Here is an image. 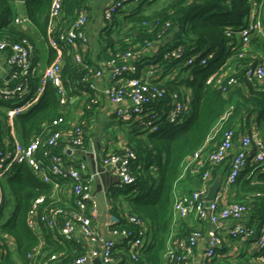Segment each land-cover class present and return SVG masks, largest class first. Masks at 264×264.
Returning a JSON list of instances; mask_svg holds the SVG:
<instances>
[{
	"label": "trees",
	"instance_id": "1",
	"mask_svg": "<svg viewBox=\"0 0 264 264\" xmlns=\"http://www.w3.org/2000/svg\"><path fill=\"white\" fill-rule=\"evenodd\" d=\"M15 1L0 0V37L11 41L28 39L35 46L37 57L38 47L31 31L13 22L12 17L17 14ZM20 1L24 4L25 13L31 22L30 28L38 32L48 45L49 60L52 62L57 56V51L50 46L48 34L53 0ZM94 2L95 0H63V20L70 24L83 10L90 17ZM249 9L248 0H145L130 10H120L111 22H107L97 41L98 45H103L100 47L99 62L93 56L90 42L82 51L83 63L75 62L71 55L65 56L63 80L67 88H74L75 91L87 89L91 94H94L89 87L91 80H84L85 77L91 78L96 69L102 68L110 59L120 61L121 56L118 54L122 55L130 50L136 53L134 61L140 70L147 65L164 66L161 84L166 88L165 96L158 105H145L142 112L146 114L152 109L158 110L163 115L162 125L158 131L149 132L147 127L150 118L144 116L131 125L126 145L114 151L121 156L134 154V157L129 156L127 159L135 180L130 184L111 186L108 194L111 202L109 212L120 219L118 223L110 226L111 230L122 232L126 229L133 234L137 233L138 226L127 221L124 216L126 210L143 218L149 228L147 245L136 259L129 256L127 239L120 237L114 248L115 264H166L164 254L172 229L175 188L182 180L186 192L197 190L202 186L206 171L211 172L214 180L217 175L224 176L230 163V157L220 165L204 161L199 171H189L180 179L182 165L187 158L200 149L204 152L212 151L230 129H235L237 134L242 129L257 130L260 137L264 138V87L248 82L245 77L244 67L252 61L251 57L237 56L235 51L228 50L227 44L231 40L226 34L227 26L238 28L244 25ZM167 23H170L169 27H166ZM148 43L157 47L156 53L151 56L147 52ZM179 45L184 46L185 57H165L168 50ZM251 45L264 53V36L253 38ZM214 50L218 51L216 59L208 65H186V59L192 54L203 52V55H207ZM67 52L65 47L64 54ZM229 57L232 59L230 63L227 61ZM173 72L174 77L171 78L169 75ZM137 75H140V71ZM232 78L235 82L231 84ZM36 84L37 80H34L32 86ZM174 94L178 99H186L191 106L189 117L178 125H171L166 120L169 109L173 107ZM84 98L81 97L80 100ZM90 100L88 98L83 106L84 116L90 115L97 104L90 103ZM86 103H90L89 107ZM68 114L65 106L61 105L56 88L48 84L45 93L33 108L15 118L14 126L21 127L20 139L28 143L37 134L45 135L49 130L57 129L52 122L61 115L66 117L62 128L67 130ZM7 119V114L0 108V134L5 135L7 140H12ZM81 121L86 130L85 122ZM216 129V135L208 141ZM65 145L66 142L62 141L55 151L67 159V154L63 152ZM62 183L70 187L72 181L65 180ZM2 186L5 193L2 207H14L0 225V248L8 246L7 239H12L14 243V251L3 256L5 264H39L38 261L45 260L48 264H72L88 252L84 243L76 239L77 236L64 240L56 230L44 226L45 242L41 244L38 234L28 225L29 211L38 196L46 197V206L64 207L67 210L73 207L74 199L70 206L64 205L59 196L54 195L50 184L42 182L30 169L22 165L15 166L13 173L3 177ZM234 186L241 191L234 200L245 202L249 206L251 220H258L262 226L264 171H258L249 178L241 175ZM121 199L128 205V209H121ZM42 209L43 207L41 211ZM63 220L62 217L59 218L60 222ZM183 222L178 230V238L187 237L195 229V226ZM226 246L232 245L226 243L222 248ZM39 247L40 252L35 256L36 259L29 258V254ZM222 248L219 253H223ZM52 256L55 258L52 259ZM243 256L242 253L239 257ZM248 256L236 264H264V251L256 252L251 258ZM17 257L21 263H18ZM215 262L235 264L219 257Z\"/></svg>",
	"mask_w": 264,
	"mask_h": 264
},
{
	"label": "built area",
	"instance_id": "2",
	"mask_svg": "<svg viewBox=\"0 0 264 264\" xmlns=\"http://www.w3.org/2000/svg\"><path fill=\"white\" fill-rule=\"evenodd\" d=\"M144 1L113 0L104 11L105 23L111 22L120 10H125L128 3L141 4ZM248 3L250 9L246 23L238 28L231 26L226 28V34L231 38L227 43L228 50L235 51L239 57H251L252 61L244 67L245 77L248 82L264 87V53L258 52L251 45L253 38L264 36V0H248ZM62 5L63 0H53L48 34L50 46L57 51V56L45 66L37 59L36 48L28 39L11 41L0 37V56H7L9 67L4 85L0 86V98L8 101L15 100L7 114L12 140H7L5 135L0 134V209L5 201L3 177L13 173L17 165L27 167L42 182L50 184L54 195L62 187L63 181L70 180L72 181L70 189L74 197L73 207L67 210L64 207L46 206V197L38 196L29 211L28 225L33 231H36L40 225L56 230L64 240H71L79 230L88 237L93 246L72 264H86L93 258H99L101 264H115L114 248L118 240L104 238L95 226L94 221L98 211L94 200L93 182L100 173L98 168L101 164L104 168L115 166L114 173L119 179V185L132 183L135 176L130 171L127 157H134V154L128 153L126 156H121L110 152L100 155L98 151H94L91 158L96 168L89 172L86 161L77 158L64 159L62 154L55 151L61 146L62 141L66 142L63 149L66 154L77 152L85 146L87 130L81 120L68 129L70 135H67V130L62 128L66 123V117L61 115L52 122L53 126L58 127L57 129L49 130L45 135L37 134L28 143L23 142L14 132L15 118L33 108L45 93L48 84L56 88L61 105L65 107L78 103L82 97L81 95L77 97L73 89L65 85L63 65L66 55H71L77 63L84 62L82 51L90 42L86 31L89 15L83 10L70 24H66L63 20ZM12 19L17 25L26 26L31 23L25 12L17 13ZM169 26L170 23H167L166 27ZM153 45L148 43V49ZM65 47L68 49L66 54H64ZM217 53L216 50L207 55L197 52L186 59V65H208L216 59ZM184 55L183 45L165 53L168 59H180L185 57ZM118 56H121L120 61L110 59L103 64L102 68L96 69L91 78L85 77L84 80H91L89 87L95 95L87 89L79 90L85 96L83 100H80V107L83 109L88 98H91L90 103H98L104 95L118 104L114 114L117 122L132 125L144 116H149L147 131H158L162 125L163 115L156 109L146 114L142 112L145 105L150 103L158 105L165 96L166 88L161 84L163 64H155L147 71L141 72L143 69L140 70L134 61L136 53L130 50ZM231 60L229 57L228 63ZM106 68L111 73V81L103 91H100L95 78L102 76ZM138 71L140 75H137ZM174 72L169 75L171 78L174 77ZM34 80H37V84L32 86ZM234 82L235 79L232 78L230 83ZM90 103L86 105L89 107ZM190 111L191 106L187 100L178 99L174 94L173 107L169 109L166 120L171 125L181 124L189 117ZM217 130L211 133L208 141L214 138ZM236 132L235 129L227 130L222 141L212 151L204 152L200 149L184 161L180 179L184 178L189 171L192 173L199 171L204 161L220 165L230 157L229 167L214 200L208 201L204 198L213 181L210 171L204 173L203 183L199 189L182 193L174 191L172 229L164 254L166 264H182V262L191 264L196 247L203 239H206V247L199 264H216L215 259L219 256V250L226 243L232 245L231 249H233L237 246L235 244L245 245L251 242L258 252L264 251V224L260 226L258 220L251 221L249 206L245 202L230 199L231 190L241 175L249 178L258 171H264V138L260 137L257 130L242 129L238 134ZM246 170L247 173L243 174ZM124 216L127 221L138 226L137 233L133 234L126 229L122 232L118 230H111V232L115 236L127 239L129 256L136 259L147 245L149 228L143 218L128 210L124 212ZM60 217L64 219L62 222L59 221ZM190 217L194 218L199 225L195 226L187 237L178 238L181 223ZM119 221L118 216L110 214L111 225ZM206 223H211V226ZM6 242L8 246L0 248V264H5L3 256L14 248L12 239H7ZM39 252L40 247L29 254V258L35 260ZM51 258L54 259L55 256ZM38 263L48 264V261H38Z\"/></svg>",
	"mask_w": 264,
	"mask_h": 264
},
{
	"label": "crops",
	"instance_id": "3",
	"mask_svg": "<svg viewBox=\"0 0 264 264\" xmlns=\"http://www.w3.org/2000/svg\"><path fill=\"white\" fill-rule=\"evenodd\" d=\"M113 0H95V2L92 5V12L90 13L89 22L87 25V34L90 39V43L93 46L92 53L96 60H98L99 54H100V45L97 44L98 39L101 37L104 28L106 27L105 20L103 18L104 11L106 7L112 2ZM16 6L15 10L17 13H23L25 12L24 4L21 3L20 0H16L14 3ZM133 8V7H132ZM126 9H131L126 8ZM121 14H124V12H121ZM120 14V15H121ZM121 25V22H120ZM27 31H31V36L34 38L35 43L38 47V56L37 59H39L43 66L48 64L50 62L49 60V51H48V45L46 42L40 37L38 32H35L31 27V25L27 24L26 26H22ZM33 30V31H32ZM157 47L154 45L151 49H148L147 52H149L150 56L156 53ZM153 51V52H152ZM99 62V60H98ZM100 63L103 64V62L100 61ZM151 66H145L142 68L143 70L141 72L147 71ZM9 67L7 64V56L2 55L0 56V86L4 85L3 81L6 80L7 73H8ZM111 81V73L109 69H105L104 73L100 77L95 78V83L100 91H103L110 83ZM73 91H75L74 88H72ZM81 91H75V94L77 97H80ZM82 98L85 97L84 94L81 95ZM13 103L8 102V100H4L0 98V108L8 114L9 108L12 106L10 105ZM118 107V104L112 102L109 100L106 96L102 95L99 102L94 107L93 112L90 115L84 116L83 110L80 107L79 103L70 104L65 107L66 112H68V120H67V135H70L71 127L74 125L75 122L79 120H83L86 125L87 130V143L82 149H79L77 152L74 153H67V159L77 158L80 160H84L88 163V171L92 172L95 170L96 166L91 163V161H88V159H85L84 155L81 153L84 150H88L90 146L93 145L94 148H97V151L100 155L107 154L110 152H114L117 149H121L126 145V142L129 138V135L131 133L132 126L131 124H124V123H118L113 119L115 110ZM115 119V118H114ZM7 130V129H6ZM14 132L18 138H21V127L18 129L17 125L14 126ZM110 173L103 176V180H111V175H116L114 173L115 166H109ZM183 184V183H182ZM112 186L119 185V179L116 183H112ZM185 186V185H184ZM182 185L180 187L175 188L176 193H182L186 192L185 189H181ZM97 188L96 179L93 182V190ZM56 195H58L60 201L64 203L66 206H70L72 200L74 199L71 189L66 183L62 185L60 190L56 191ZM240 188L239 187H233L231 190V196L230 199L234 200L238 194H240ZM122 200V199H121ZM73 204V202H72ZM111 208V202L108 199V208L104 209L100 218L95 219V226L98 232L107 239H114V240H120V237L115 236L111 232V224H110V210ZM126 208L128 209V205L122 200L121 201V209ZM252 221V220H251ZM184 222H187L189 226H197L199 225L198 222L195 221L194 218L190 217L186 219ZM183 222V223H184ZM208 226H211V223H206ZM177 231V229H176ZM40 240L41 244L45 242L44 233H43V227L40 225L35 231ZM76 239L83 242L85 247L87 248V251L93 246L92 242L88 237H86L80 230L76 233ZM237 245V246H236ZM236 247H224L222 248L223 253H219V258H226L228 261H231L233 263H239L240 261H243L244 257L248 254L245 252V245L241 244H235ZM206 247V239H203L199 242L198 246L195 250V255L192 258L191 264H199L200 261L203 258L204 250ZM228 248V249H227ZM14 251V248L11 250ZM243 253V258H240L239 256ZM217 257V258H218ZM96 258L91 259L89 264H96L95 263ZM254 262V261H253ZM256 263V262H255Z\"/></svg>",
	"mask_w": 264,
	"mask_h": 264
},
{
	"label": "water",
	"instance_id": "4",
	"mask_svg": "<svg viewBox=\"0 0 264 264\" xmlns=\"http://www.w3.org/2000/svg\"><path fill=\"white\" fill-rule=\"evenodd\" d=\"M94 151H97V148H94L93 146H90V148L86 151H82L81 153L84 155L85 159H88V161H91L93 163V160L91 158V155L93 154ZM99 175L96 179L97 183V188L94 190V200L97 205V218H100L102 212L104 209L108 208V201H107V196L111 192V184L116 183L118 178L116 175H111L112 179L111 180H103V176L106 174H111L110 173V168H104L102 167L101 164H99ZM103 178V179H102ZM223 181L222 175H217L214 180L212 181L211 185L209 186V190L207 195L204 197L205 200L211 201L214 200L221 188ZM90 262L86 263L89 264ZM96 264H101V260L99 258H96L95 260Z\"/></svg>",
	"mask_w": 264,
	"mask_h": 264
},
{
	"label": "rangeland",
	"instance_id": "5",
	"mask_svg": "<svg viewBox=\"0 0 264 264\" xmlns=\"http://www.w3.org/2000/svg\"><path fill=\"white\" fill-rule=\"evenodd\" d=\"M136 6H138V3H128L127 5H126V7L125 8H132V7H136ZM124 8V9H125ZM258 51V50H257ZM218 52V51H217ZM259 52V51H258ZM183 64V63H182ZM178 67H180V64L178 65ZM112 120H114V121H116L115 119H114V117H113V119ZM117 122V121H116ZM119 123V122H118ZM18 129H20L19 128V126H18ZM245 173H247V170L243 173V174H245ZM243 177H244V175H243ZM183 183V184H182ZM180 185H182V187H181V189H185L184 188V182L181 180V182H179V184H178V187H180ZM13 209H14V207L12 206V207H2L1 208V210H0V214H2L1 215V219H0V225H1V223L5 220V219H7V217H8V214H10L12 211H13ZM247 247H248V249H247V247L245 248V252H247L248 254L247 255H249L248 257L249 258H251L252 256L251 255H253V254H255L256 252H258V249L256 248V247H254L253 246V244L250 242V243H246L245 244ZM17 261H18V263H21V260H19L18 259V257H17Z\"/></svg>",
	"mask_w": 264,
	"mask_h": 264
}]
</instances>
